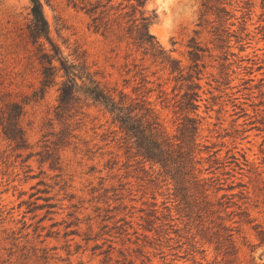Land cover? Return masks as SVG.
I'll return each mask as SVG.
<instances>
[{
	"label": "rangeland",
	"instance_id": "374dc122",
	"mask_svg": "<svg viewBox=\"0 0 264 264\" xmlns=\"http://www.w3.org/2000/svg\"><path fill=\"white\" fill-rule=\"evenodd\" d=\"M108 1L42 0L50 36L69 59L83 54L106 88L152 101L173 135L178 115L158 97V83L170 75L148 55L109 38ZM243 1L228 0L231 33L242 40L231 36L222 47L202 0L147 5L157 12L150 32L182 68L191 64L192 39L205 49L199 138L228 161L202 176L223 178L210 201L229 197L227 212H235L211 214L201 202L203 212L188 217L171 183L149 182L124 165L120 133L102 106H85L80 126L66 137L55 118L57 85L32 98L42 75L27 34L31 2L0 0V109L23 103L20 124L28 140V148L16 149L0 131V264H264V0H250L247 8ZM97 3L102 6L91 16L86 8ZM94 16H100L98 31ZM173 84L164 89L170 92ZM53 154L60 157L58 168L42 159ZM209 166L205 158L202 167ZM224 226H235L233 251Z\"/></svg>",
	"mask_w": 264,
	"mask_h": 264
},
{
	"label": "trees",
	"instance_id": "16d2710c",
	"mask_svg": "<svg viewBox=\"0 0 264 264\" xmlns=\"http://www.w3.org/2000/svg\"><path fill=\"white\" fill-rule=\"evenodd\" d=\"M150 1L109 0V38L134 47L143 55H148L153 63L168 71L170 76L166 82L158 83L160 88L158 97L171 106L178 115L179 123L175 134L171 135L167 132L152 101L145 96L133 97L123 90L106 88L96 77L97 73L89 69L83 54L76 55L74 59L64 55L61 47L50 36L42 0H30V20L27 24V34L35 45L42 75L40 87L34 91L32 98L44 97L47 88L57 85L58 103L55 118L62 123L66 137L71 134V127L75 130L80 126L82 118L79 116L84 114L85 106L90 103L102 106L109 113L111 123L116 127L115 131L120 133L118 144L124 150L126 157L124 165L132 171L144 173L149 182L161 180L171 183L173 195L178 201L177 205L181 211L187 212L188 217H192L196 212L199 214L203 212L202 209L197 208L199 206L197 203L201 202L205 203L206 212L211 214L225 212L229 217L235 212H227L232 206L229 197L228 201L224 202L210 201L212 194L222 189L223 178L218 175L202 176L204 170H209L216 164L226 166L228 162L216 157L218 151L213 150L216 145L203 143L199 138L202 118L198 110L202 100L200 81L205 68L202 63V52L205 49L192 39L189 51L191 64L187 70L182 68L176 59L166 53L149 30L150 25L157 18L155 9H147ZM243 3L245 8L251 5L250 0H244ZM230 4L228 0H202L203 15L214 16L211 31L215 40L221 43L219 45L221 47L231 36H235L238 41L242 40V37L235 35L234 31L231 33V26L234 23H229V20L234 14L228 8ZM100 6L102 5L99 3L90 4L89 7H85L86 12L93 16ZM100 13L102 14L103 11ZM99 21L100 16L92 18V25L97 31L102 27ZM244 29L243 26L240 27L241 31ZM46 43H49V48L46 47ZM141 81L147 82L145 76ZM168 83H174L170 92L164 89V85ZM22 114L23 103L20 102H12L0 109V131L14 143L16 149L28 148V140L20 124ZM204 152L208 153L205 158L210 162L207 168L202 167ZM31 156L32 154L26 156L23 161H27ZM49 158L50 167L58 168L60 157L53 154L42 159L45 161ZM155 167L158 168V172H155ZM226 197L224 194L220 199ZM50 199L48 197L46 200ZM32 205L33 202L29 204ZM215 205L219 206V209H213ZM46 206L51 209L56 205L47 203ZM196 208L199 210L196 211ZM237 208L241 209V206L238 205ZM245 213V211L240 212L242 215ZM223 229L230 232L224 239L229 241L228 248H232L233 251L235 244L232 237L235 226H224Z\"/></svg>",
	"mask_w": 264,
	"mask_h": 264
}]
</instances>
